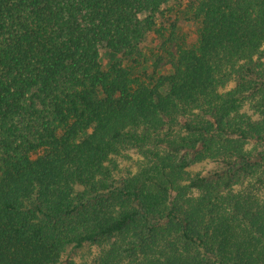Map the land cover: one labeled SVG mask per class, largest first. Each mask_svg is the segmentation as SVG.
<instances>
[{
	"label": "trees",
	"instance_id": "obj_1",
	"mask_svg": "<svg viewBox=\"0 0 264 264\" xmlns=\"http://www.w3.org/2000/svg\"><path fill=\"white\" fill-rule=\"evenodd\" d=\"M171 1L0 0V264H264V0H189L150 65Z\"/></svg>",
	"mask_w": 264,
	"mask_h": 264
},
{
	"label": "rangeland",
	"instance_id": "obj_2",
	"mask_svg": "<svg viewBox=\"0 0 264 264\" xmlns=\"http://www.w3.org/2000/svg\"><path fill=\"white\" fill-rule=\"evenodd\" d=\"M188 1L189 0H172L170 4L172 5V9H167L165 16L167 18L165 22L168 23L166 25L174 22L176 26L174 28L169 26V28L164 31L165 35L163 37L156 36L155 34H151L148 37L145 47L147 48L146 50L149 51V56L151 57L149 60L150 65H152L153 61H155L158 56H161L162 65L169 67L168 62L170 60V53H175L178 45H190L196 40L197 25L183 18L185 15H183L181 11ZM114 59L115 57L106 47L101 48V63L103 68H107L108 64ZM261 150H263V148L258 149V151ZM139 158H141V154L138 150L136 151V149H130L124 156L118 157L117 159L120 165L119 173L122 174L129 169H135L136 161ZM223 169V165L213 160L200 161L190 168L193 172H201L210 177L215 176L218 172H222ZM97 250V246L90 244L80 248H70L61 264H66L67 259H73L76 264L88 263Z\"/></svg>",
	"mask_w": 264,
	"mask_h": 264
}]
</instances>
